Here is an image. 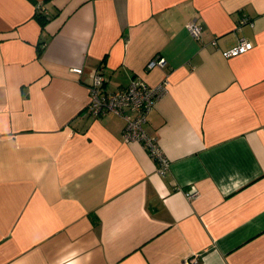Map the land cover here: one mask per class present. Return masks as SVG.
I'll return each instance as SVG.
<instances>
[{
	"label": "crops",
	"instance_id": "0c3cea01",
	"mask_svg": "<svg viewBox=\"0 0 264 264\" xmlns=\"http://www.w3.org/2000/svg\"><path fill=\"white\" fill-rule=\"evenodd\" d=\"M99 68L106 92L168 81L144 125L165 175L86 114ZM194 258L264 264V0H0V264Z\"/></svg>",
	"mask_w": 264,
	"mask_h": 264
},
{
	"label": "built area",
	"instance_id": "2783aa9c",
	"mask_svg": "<svg viewBox=\"0 0 264 264\" xmlns=\"http://www.w3.org/2000/svg\"><path fill=\"white\" fill-rule=\"evenodd\" d=\"M37 11H43L40 5L36 7ZM243 24H251L248 17H242L238 22L237 29ZM185 28L191 38L200 41L202 37L203 26L196 20H192L185 25ZM215 44V42H212ZM252 49V44L244 38L238 41V44L223 52L225 58H232L244 54ZM164 65L163 58H155L147 64V70L154 67H162ZM72 73L77 76L81 74L80 68H72ZM168 81L164 80L156 86H148L143 82H132L126 88L106 92L104 90V78L102 69L99 68L93 75L89 86L90 100L85 109L86 114L92 117H103L107 114H114L124 121L123 141L138 142L147 151L149 156L157 165V173L161 176L165 175L168 170V161L162 154L157 145L155 138L150 137L145 129L146 118L152 110L155 102L167 92ZM196 192H186L188 199L194 198ZM196 260L191 259L185 264H195Z\"/></svg>",
	"mask_w": 264,
	"mask_h": 264
},
{
	"label": "trees",
	"instance_id": "16d2710c",
	"mask_svg": "<svg viewBox=\"0 0 264 264\" xmlns=\"http://www.w3.org/2000/svg\"><path fill=\"white\" fill-rule=\"evenodd\" d=\"M35 15L39 18V20H41L42 22H44V20L46 19H48V17L46 16V15H44V13L43 12H41V11H35ZM41 49L42 48H39L38 49V54H40L41 53Z\"/></svg>",
	"mask_w": 264,
	"mask_h": 264
}]
</instances>
